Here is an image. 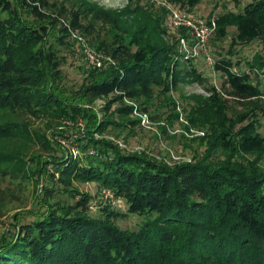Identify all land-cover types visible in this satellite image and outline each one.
Masks as SVG:
<instances>
[{"label":"trees","instance_id":"16d2710c","mask_svg":"<svg viewBox=\"0 0 264 264\" xmlns=\"http://www.w3.org/2000/svg\"><path fill=\"white\" fill-rule=\"evenodd\" d=\"M166 1L182 8L201 2ZM71 6L0 0V176L36 185L42 210L14 217L9 234H0V264H264V82L254 74L264 73V54L256 53L246 69L235 60L238 47L255 42L264 52V0L209 16L217 41L234 32L227 55L214 64L221 88L195 96L193 111L212 131L213 152L226 158L174 166L125 153L96 134L135 127V112L149 113L159 94L168 99L186 78L204 80L178 40L167 38L175 30L160 24L148 31L137 22L138 6L119 12L88 0ZM97 21L113 25L108 37L96 34ZM76 31L103 52L102 68L85 70L81 50L69 40ZM64 49L75 53L84 74L78 100L60 86ZM100 99V110L91 106ZM82 119L88 129L67 139L71 148L46 135L81 131L73 126ZM37 121L46 132L33 130ZM78 182L110 190L127 212L105 206L93 216V198ZM130 215L142 218L138 230L117 223Z\"/></svg>","mask_w":264,"mask_h":264},{"label":"rangeland","instance_id":"374dc122","mask_svg":"<svg viewBox=\"0 0 264 264\" xmlns=\"http://www.w3.org/2000/svg\"><path fill=\"white\" fill-rule=\"evenodd\" d=\"M57 2V4H67L71 6L74 0H50ZM97 4L104 10L119 12L127 9L139 8L137 22L148 28V31L156 29L158 25H167L170 20L171 10L167 5L166 0H88ZM249 0H201L200 4L194 8L181 7L179 9L184 11L187 15H193L202 18L209 22L210 13L213 12L216 16L224 13L226 10H238V4L243 6ZM218 6L215 8V6ZM72 7V6H71ZM127 13V12H126ZM96 27V34H100L102 38L108 37L110 31L114 29L113 25L104 21L94 22ZM172 36L169 39L178 40L180 49V39L185 37L184 30L169 31ZM212 33L209 42L210 51L215 62L220 55H227L231 45V36L234 32L230 29V36L226 40L217 41ZM173 37V38H172ZM82 38L83 40H81ZM74 48L82 52L84 45H89L96 50L91 36H85L80 31L74 32L69 39ZM82 47V48H80ZM62 53L67 56L66 62L63 65V79L60 81L61 88L69 94L71 100H78V89L81 86L84 74L79 67V58L76 57L74 52L64 49ZM97 51V50H96ZM237 55L235 60H241L243 63L241 69L247 68V62L251 61L256 53H263L261 45L255 42L246 47H238L236 49ZM100 55L103 52L97 51ZM80 56V54L78 55ZM194 65L203 75L204 80L195 81L186 78L180 82L173 90L167 95L169 98L161 94L151 103L149 113L140 112L134 114V118L139 122L135 127L123 128L121 130L109 129L103 135L96 134V138H103L105 140L113 141L118 144L125 153L129 154H143L150 159L162 162L169 166H174L182 163H191L195 161H206L217 164L226 158L223 151H214L212 149L213 137L212 131L207 128L205 123L199 119L197 120V113L193 110L195 108V96L208 97V88L212 86L220 89L223 84V76L214 70V65L209 64L206 59L201 55L200 57L193 58ZM83 64V63H81ZM96 69V68H95ZM100 100L91 106H95L98 110ZM86 101H84L85 103ZM127 104L137 105L136 102L127 101ZM230 106L236 111H241V107L236 102H229ZM88 105H86L87 107ZM117 105L113 107L114 111ZM104 115L100 113V118ZM144 116V117H143ZM143 118H147L148 122L143 124ZM83 120V119H82ZM88 123L83 120L74 125L81 131L68 130L61 137L54 134L53 131L46 132V125L37 121L33 124V130L46 132L47 137L53 139V143L61 145L63 148H71V144L67 139L71 137H81L88 129ZM264 132V129H263ZM210 148V150H209ZM212 152V153H211ZM208 153V155H207ZM1 177L2 190L0 191V234H9L8 231L13 229L14 217H25L26 219L32 218L29 213L42 212L37 200L36 185L27 182L24 178L16 179L13 176ZM75 187L80 189L81 192L88 193L92 196L93 204L90 208L93 216H99L101 209L105 206L117 211V213H126L127 206L124 201L107 199L102 189L96 183H75ZM56 199L66 200L67 202L74 203L75 199L69 196H61L56 194ZM142 218L136 215H130L126 218H119L117 223L125 229L138 230Z\"/></svg>","mask_w":264,"mask_h":264},{"label":"built area","instance_id":"2783aa9c","mask_svg":"<svg viewBox=\"0 0 264 264\" xmlns=\"http://www.w3.org/2000/svg\"><path fill=\"white\" fill-rule=\"evenodd\" d=\"M171 10L170 20L168 22V29L172 30H184L186 32L185 37L180 39V51L187 54L191 58H197L203 55L206 61L214 65L215 60L210 52L209 42L214 31V26L208 23L206 20L193 16L187 15L178 8L176 5L167 3ZM74 34V32H72ZM83 40L82 38H80ZM82 56L84 60L85 70H92L95 68H102L105 63V57L100 55L95 49L89 45H84L82 48ZM254 74L259 75L260 79L264 82V73L255 71ZM99 107L102 108L105 101L100 99ZM138 113L137 111L135 114ZM144 117V116H143ZM143 124L148 122L147 118H143ZM73 153L76 155L78 151L73 149ZM89 153H94L90 150ZM103 195L109 199L113 200L114 196L112 192L108 189H102Z\"/></svg>","mask_w":264,"mask_h":264}]
</instances>
